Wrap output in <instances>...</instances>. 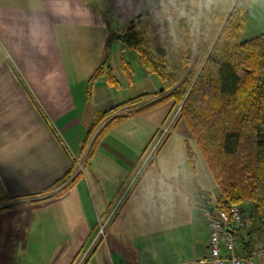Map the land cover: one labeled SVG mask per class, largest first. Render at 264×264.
<instances>
[{
    "label": "crops",
    "instance_id": "0c3cea01",
    "mask_svg": "<svg viewBox=\"0 0 264 264\" xmlns=\"http://www.w3.org/2000/svg\"><path fill=\"white\" fill-rule=\"evenodd\" d=\"M158 1L0 0V208L10 204L0 210V264H74L109 216L83 264H183L208 255L210 212L199 202L207 196L217 209L219 189L184 119L135 177L177 107L164 102L108 125L161 95V78L136 50L122 38L106 45L110 32L123 33ZM74 162V174L85 162L81 176L47 192Z\"/></svg>",
    "mask_w": 264,
    "mask_h": 264
},
{
    "label": "trees",
    "instance_id": "16d2710c",
    "mask_svg": "<svg viewBox=\"0 0 264 264\" xmlns=\"http://www.w3.org/2000/svg\"><path fill=\"white\" fill-rule=\"evenodd\" d=\"M251 4L252 0H215L210 6L202 0H159L130 20L123 42L140 54L163 87L158 99L116 114L108 125L164 102L181 105L179 116L218 184L217 209L212 213L248 204L264 223V32L242 39ZM103 71L104 65L92 75L90 91ZM107 75L115 79L111 70ZM153 96H137L107 110L99 120ZM190 159L193 163L192 153ZM75 164L46 191L76 181L82 172L73 173Z\"/></svg>",
    "mask_w": 264,
    "mask_h": 264
},
{
    "label": "built area",
    "instance_id": "2783aa9c",
    "mask_svg": "<svg viewBox=\"0 0 264 264\" xmlns=\"http://www.w3.org/2000/svg\"><path fill=\"white\" fill-rule=\"evenodd\" d=\"M180 109L181 105L178 106L173 117L161 127L144 150L135 177L140 175L143 169L152 161L172 132L174 121L179 115ZM72 160L78 161L77 156L73 155ZM83 167V164H79V170H82ZM110 217L100 222L99 230L93 241L76 259L75 264L84 262L91 248L105 232ZM208 226V255L196 260H188L183 264H261L264 261V235L253 237V230L248 225L243 205L233 204L227 210L210 213L208 215Z\"/></svg>",
    "mask_w": 264,
    "mask_h": 264
},
{
    "label": "rangeland",
    "instance_id": "374dc122",
    "mask_svg": "<svg viewBox=\"0 0 264 264\" xmlns=\"http://www.w3.org/2000/svg\"><path fill=\"white\" fill-rule=\"evenodd\" d=\"M251 8L253 10H252V13H251V18H249V20H247V23H246V27H245V30H244L243 36H242L243 40L252 38V37H254L256 35H259L260 33L264 32V2L262 0H252ZM250 12H251V10H250ZM177 117L179 118L180 116L178 115ZM164 124H166V122ZM164 124H162V126ZM72 161H74V160H72ZM197 197L202 198V195L198 194ZM216 200H217V198H215V201ZM1 203L2 202H0V204ZM8 205L10 206V204L6 203L4 206H8ZM7 208H5V209H7ZM251 208L252 207L249 206L248 204H244V211H245L246 219L248 220V225H249V227H254L253 231H252L253 237H258V236L262 237L264 235V233H263L264 232V223L262 224L263 225L262 226L263 230H260V229H258L256 227V224L258 223V220H259L258 212L255 211V213L252 214V212H250ZM2 210H4V209H2ZM98 230H99V228H98ZM89 243H91V241Z\"/></svg>",
    "mask_w": 264,
    "mask_h": 264
},
{
    "label": "water",
    "instance_id": "95a60500",
    "mask_svg": "<svg viewBox=\"0 0 264 264\" xmlns=\"http://www.w3.org/2000/svg\"><path fill=\"white\" fill-rule=\"evenodd\" d=\"M123 34L122 33H118L116 31H112L110 32L107 41H106V45L110 46L112 44V42L114 41V39H118V38H122ZM200 206H202L203 208H205L208 212L212 213L215 210V203L213 200H211L210 198H208L207 196H204V201L203 202H199Z\"/></svg>",
    "mask_w": 264,
    "mask_h": 264
},
{
    "label": "clouds",
    "instance_id": "9594fccd",
    "mask_svg": "<svg viewBox=\"0 0 264 264\" xmlns=\"http://www.w3.org/2000/svg\"><path fill=\"white\" fill-rule=\"evenodd\" d=\"M215 2V0H202V3H205L206 5L210 6L211 4H213Z\"/></svg>",
    "mask_w": 264,
    "mask_h": 264
},
{
    "label": "bare ground",
    "instance_id": "6f19581e",
    "mask_svg": "<svg viewBox=\"0 0 264 264\" xmlns=\"http://www.w3.org/2000/svg\"><path fill=\"white\" fill-rule=\"evenodd\" d=\"M161 149V148H160Z\"/></svg>",
    "mask_w": 264,
    "mask_h": 264
}]
</instances>
